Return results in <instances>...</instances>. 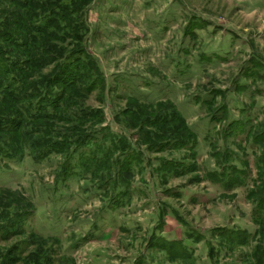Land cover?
I'll list each match as a JSON object with an SVG mask.
<instances>
[{
  "label": "rangeland",
  "instance_id": "obj_1",
  "mask_svg": "<svg viewBox=\"0 0 264 264\" xmlns=\"http://www.w3.org/2000/svg\"><path fill=\"white\" fill-rule=\"evenodd\" d=\"M69 1L0 0V264H264V0Z\"/></svg>",
  "mask_w": 264,
  "mask_h": 264
},
{
  "label": "trees",
  "instance_id": "obj_2",
  "mask_svg": "<svg viewBox=\"0 0 264 264\" xmlns=\"http://www.w3.org/2000/svg\"><path fill=\"white\" fill-rule=\"evenodd\" d=\"M75 3H76V2H75L74 0H70V1H69L68 3H66V4H67V5H71V4L74 5ZM22 7H24V6H22ZM36 7H37V6H36ZM36 7H35V8H36ZM29 12H30V10H26V11H25V13H28V14H29ZM11 13H14L15 16L18 15L17 12H13V11H12ZM11 13H10V14H11ZM10 14H9V15H10ZM32 15H33V13H32ZM14 20H15V18H14ZM0 31L3 32L2 29H0ZM1 32H0V33H1ZM19 34H20V33H19Z\"/></svg>",
  "mask_w": 264,
  "mask_h": 264
}]
</instances>
